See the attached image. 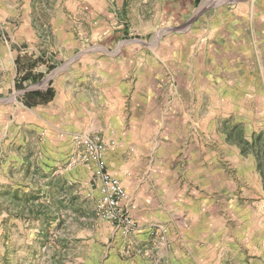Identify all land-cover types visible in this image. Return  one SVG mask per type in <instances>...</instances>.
<instances>
[{
  "label": "rangeland",
  "instance_id": "rangeland-1",
  "mask_svg": "<svg viewBox=\"0 0 264 264\" xmlns=\"http://www.w3.org/2000/svg\"><path fill=\"white\" fill-rule=\"evenodd\" d=\"M156 1L0 0V264H124L136 253L121 244V235L132 234L138 228L130 213L136 223L131 233H123L95 214L98 198V191L92 185L95 167L80 161L70 169L66 167L67 159L81 150L74 136L83 135L82 129L88 125L77 113L84 115L91 108L81 106L82 97L77 98L78 92L73 96L74 108L62 105V101L66 103L68 99L67 84H71L72 91L91 94L93 83L81 89L83 84L79 83V78L84 76L92 60L96 65L103 60L116 61V70L123 71V62L130 65L142 56L140 52L148 53L154 64L156 54H165L171 68L175 67L172 57L180 63L179 69L174 68L180 79L189 74L186 67L191 65L198 94L195 106L191 107L190 130L188 136L182 134L178 138V146L172 145L170 137L162 133L161 156L169 151L180 158L181 167L186 166L188 161L192 163L188 160L190 153L196 151L200 140H206V150L202 151L207 155L235 158L236 166H231V161L228 162L230 166L223 165L233 173L247 166L241 157L256 158L261 171L258 201L264 213V129H259L264 128V86L259 81L254 83L248 76L261 71L264 74L261 25L255 22L260 33L254 37L255 41H260L257 51L250 46L238 48L236 40L242 37L238 36L236 26H231L232 49L228 54L223 53L226 59H222L218 47L225 36H221L220 30L214 34L213 29L220 21L219 9L224 7L225 0H191L192 3L186 4L189 11L173 23L153 19ZM145 23H148L147 33L141 28ZM131 24L139 30H134ZM207 44L212 71L222 70V73H214L218 77H214L217 84H213L212 92H204L201 97L202 88L207 89V86L198 68L204 56V48L200 47ZM142 45L147 47L146 51ZM17 57L24 63L40 59L36 70L42 77L38 82L25 81L22 89L16 88L19 79L15 65ZM129 71L126 80L131 78ZM245 73L247 78L240 83ZM66 75H70V83L64 79ZM96 83L98 92L101 81ZM49 86L57 93L48 111L43 110L47 106L23 104L25 91L44 90ZM224 86L228 89L227 96ZM210 103L214 113L223 115L215 118L213 124H209L205 116ZM71 111L74 116H70ZM45 113L53 115L48 124L42 121ZM74 126L80 129L72 128ZM204 126L212 136L209 139L201 130ZM98 134L102 136L101 132ZM119 134L124 138V132ZM144 136L146 139L148 133ZM104 142L103 164L109 173L108 143ZM130 143L121 152V160L136 155V165H152L147 160L151 152L148 142ZM212 162L217 166L215 160ZM239 183L236 180L240 188ZM246 192L249 195L257 193L252 186ZM233 221H236L234 226H238L237 219ZM157 229L160 228L154 227V232ZM238 231L241 233V228H234L235 238ZM162 235L160 229L158 236ZM219 253L220 247L214 244L212 254ZM243 254L242 246L238 248L236 242L228 243L231 264H238V257ZM215 258L212 257V264H217ZM218 264H222L221 261Z\"/></svg>",
  "mask_w": 264,
  "mask_h": 264
},
{
  "label": "crops",
  "instance_id": "crops-1",
  "mask_svg": "<svg viewBox=\"0 0 264 264\" xmlns=\"http://www.w3.org/2000/svg\"><path fill=\"white\" fill-rule=\"evenodd\" d=\"M192 2L157 0V11L153 19L173 23L189 11L186 4ZM222 6L224 7L219 9L220 21L214 24L213 29L214 34L220 30L221 36H225L218 47L220 57L226 59L223 53L228 54L232 49L233 41L229 39V34L233 31L231 26H236L238 36L243 38H237L238 48L250 46V49L257 51L260 41H255L254 37L260 33L255 22L261 25L264 35V0H225ZM216 11L217 9L214 10ZM131 26L134 30H139L134 24ZM142 26L147 33L148 23ZM245 36L247 38H244ZM141 47L144 51L147 50L146 46ZM208 47V44L200 47L204 48V56L198 68L205 76L207 86V89L202 88L201 97L205 95L204 92H212L213 84H217L214 77H218L214 73H222V70L212 71L213 66L208 61ZM141 54L142 56L134 62L131 61L130 65L123 62V71L116 70V61L114 63L103 60L96 65L92 60L86 66L84 76L79 78V83L83 84L81 89L93 83L91 94L72 91L71 84H67L68 99L66 103L62 101V105L68 104L69 108H74L76 105L73 96L78 92L77 98L82 97L81 106L91 108L84 115L77 113L84 118L86 124L88 123L82 129L83 135H98L108 143L106 163L109 173L120 180L127 194V210L138 224L137 230L132 234L121 235L122 246L126 245L136 251L124 264H212V257H216L217 264L220 261L224 264L226 260L231 264L228 243L235 242L238 248L242 246L244 251V254L238 257V264H264V213H261L258 201L261 171L256 158L247 160L241 157L247 166H241V172L233 173L223 165L230 166L228 162L231 161V166H236L235 158L230 160L226 156L221 158L214 155L213 158L210 153L207 155L202 151L206 150V140H200L199 147L194 151L196 154L191 152L188 158L192 163L188 161L186 166L181 167L178 162L180 158L171 155L169 151L161 156L160 150L164 143L162 133L170 137L174 146H178V138L182 134L188 136V121L193 111L191 107L195 106L198 94L195 74L191 72L192 66L189 65L186 67L189 74L180 79L174 69L180 68V63L175 61V57H172L175 67L171 68L166 61L168 55L156 54L157 60L154 64V59L148 53L140 52ZM127 71L131 72V78L126 80ZM166 73L170 76H166ZM97 74L98 77H94ZM69 76L64 77L68 83ZM245 76L246 73L242 74L240 83L245 81ZM248 76L254 83L259 81L264 86L262 71ZM92 79L94 80L91 81ZM98 80L101 81V88L97 92ZM223 81L227 83L226 80ZM224 89L227 96L228 89L226 86ZM53 90V98L47 103L37 104L36 107L47 106L43 110L48 111L57 93L56 89ZM209 99L212 100V93ZM211 106L212 103L206 106L208 111L205 113L209 124H213L218 116H223L214 113ZM72 114L73 111L70 116H74ZM44 115L42 121L45 124L50 123L49 118L53 115ZM206 127L201 130L204 131L206 139H209V136H212L207 133ZM72 128L80 129L78 126ZM98 132H101L102 136ZM122 132L125 134L124 138H120L119 133ZM146 132L148 137L145 139ZM140 139L148 142L146 144L151 152L148 153L147 160L152 165H136V155L125 161L121 160V152L125 151L126 146L131 145L130 142L132 145L141 143ZM213 160L217 166H214ZM172 164L176 166L172 168ZM236 180L240 182V188L236 185ZM249 186L256 188L257 193L249 195L246 192ZM96 190L98 191L97 188ZM234 218L238 222L236 227ZM154 227L162 229L163 235L159 237L160 229L154 232ZM238 227L242 231H238L235 238L232 234L235 233L234 228ZM228 236L232 239L229 240ZM160 239L162 241H159ZM214 244L220 247L217 256L212 254Z\"/></svg>",
  "mask_w": 264,
  "mask_h": 264
},
{
  "label": "built area",
  "instance_id": "built-area-1",
  "mask_svg": "<svg viewBox=\"0 0 264 264\" xmlns=\"http://www.w3.org/2000/svg\"><path fill=\"white\" fill-rule=\"evenodd\" d=\"M74 141L81 149L76 156L66 161L67 169L72 168L77 161L92 164L95 167L92 185L99 196L94 205L97 217L109 221L123 233H131L136 229V223L125 207L126 193L120 180L109 174L103 164V152L106 143L98 135H75Z\"/></svg>",
  "mask_w": 264,
  "mask_h": 264
},
{
  "label": "trees",
  "instance_id": "trees-1",
  "mask_svg": "<svg viewBox=\"0 0 264 264\" xmlns=\"http://www.w3.org/2000/svg\"><path fill=\"white\" fill-rule=\"evenodd\" d=\"M40 59H33L26 63L22 62L20 57L15 60V65L19 75V79L16 82V88L22 89V83L25 81H30L32 83L38 82L42 73L36 70L37 63ZM20 71L22 73H20ZM54 96V90L52 87H47L44 90L35 89L31 91H25L23 93V104L27 107L34 106L37 104H44L50 101Z\"/></svg>",
  "mask_w": 264,
  "mask_h": 264
}]
</instances>
